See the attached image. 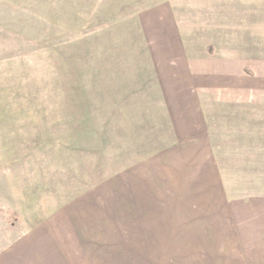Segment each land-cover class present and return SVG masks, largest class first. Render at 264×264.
Here are the masks:
<instances>
[{"label": "rangeland", "instance_id": "374dc122", "mask_svg": "<svg viewBox=\"0 0 264 264\" xmlns=\"http://www.w3.org/2000/svg\"><path fill=\"white\" fill-rule=\"evenodd\" d=\"M165 3L183 24L170 30L189 51L183 68L225 67L220 52L230 46L231 70L219 67L223 80L213 88L223 124L234 127L230 135H264V0L231 3V45L220 28L226 14L213 0H0V264H219L243 257L230 252L244 244L243 202L254 193L243 173L222 171L232 210L223 219L210 202L185 205L178 189L157 188V199L150 197V169L127 170L135 152L142 157L144 142L135 139L144 134L134 129L147 132L139 105L158 98L154 37L165 32L142 19ZM218 128L209 126L214 150H241L246 140L226 137L215 146L214 137L226 135ZM156 176L166 185L170 169L156 167ZM126 181L135 182V193ZM183 228L206 235L184 237ZM185 244L200 251H178Z\"/></svg>", "mask_w": 264, "mask_h": 264}, {"label": "crops", "instance_id": "0c3cea01", "mask_svg": "<svg viewBox=\"0 0 264 264\" xmlns=\"http://www.w3.org/2000/svg\"><path fill=\"white\" fill-rule=\"evenodd\" d=\"M233 1L213 0V4L217 6V9L223 7L222 10L226 14L225 19L227 22L221 23L220 28L223 30L224 42L228 45L233 44L235 41V26H233L234 22L231 20V14L234 12V7L231 4ZM145 14L147 15L142 19L144 26L154 30L165 29L163 39H159V35L154 37L161 55L156 58L160 59V62L156 63V75H153L151 82H155L154 88L158 98L154 104L149 105L150 96L149 103L144 102L145 104L139 105L143 109L142 116H147L143 119L148 129L147 132L144 131L145 127L134 129L135 133L144 134L143 138L135 139V141L143 140L144 146L140 147L142 157L140 156L137 160V152H135L133 156L135 159L132 164L128 165L126 162L130 166L127 170H134L135 168L137 170V166L150 169V172L154 174L153 180L152 182L148 180L145 183L146 188L149 190L152 188L155 192V194H149L150 197L157 199L158 192L156 190L158 189L170 191L171 189H178L183 192L180 194H184L181 200L186 201L185 205H188L189 201L195 204L201 203L202 205L205 204V201L210 202L216 207L219 206L218 210L221 211L220 214L223 219H225L224 214L226 213V215L230 214L232 216V210L228 213L225 204L227 203L226 185L224 186L222 171L227 172L228 176L243 173L246 186L251 188L250 190L253 189L254 193L247 195L243 202L245 204L243 221L244 225H247L243 231L244 244L231 246L230 251L243 254V257L232 258L229 262L220 260L218 263L264 264V135L251 136L244 140L236 135L231 136L234 127L227 125L230 123L223 124L219 112L215 109V102L220 103L215 99L220 96H213V88L217 90L219 83L223 80V76L218 75L219 67H223V71L229 72L231 70L230 62L234 59L230 52V46L227 47L228 52H220L223 56L222 59L228 62L225 67L218 64L213 67L209 64L211 66L206 67L208 70L205 72L183 68L182 62L184 59H188L189 51L184 46L185 40L180 37L179 33L176 32L174 36L170 31L183 27V24L179 26L176 22L175 6L172 3H165L149 9ZM231 28L234 29H232V32ZM185 43L193 44L190 43L189 39ZM193 51L198 54L199 50L195 51V47H193ZM215 52L212 56H215ZM232 65L233 76L235 75L234 83H237V73L235 72L237 70H235V65ZM238 71L242 74L238 75L239 79H246L243 74L244 69L242 68L241 71L238 69ZM218 92L220 91L218 90ZM215 113H218V115H215ZM129 120V124L135 125L133 117ZM213 124L219 125V132H222V126L223 133L226 134L225 138L218 137V135L214 137L217 141L215 146H222L223 140L226 141L227 138L231 143L235 139L246 140L244 145L241 142L238 143L241 150L230 148L229 151L230 145L227 146V144H224V147H228L226 150L221 149L220 152L214 150L213 145L210 144L212 137L209 136V126H214ZM160 166H166L170 169V176L166 179L168 181L166 185L164 180L161 181L156 176V167ZM240 166L244 168L239 169ZM126 167L122 169L123 172L126 171ZM223 167L226 170H223ZM127 183L129 184L128 188H132L133 192L135 182H132L133 184ZM247 187L246 189H249ZM190 193L192 194L189 195ZM222 193H224V196H222ZM136 202L137 198L134 199L133 197V204H139ZM211 209L209 212L212 211ZM148 210H150V207ZM233 214V217L237 216L236 208ZM220 217L216 220V226L219 225ZM199 220L201 222V219ZM190 229L183 228L181 230L182 235L190 238L206 235V229L204 228ZM222 231L216 229L215 235L219 233L223 236ZM241 232V230L236 231V235L240 236ZM156 247L153 246V248ZM191 249L189 244H185L178 251H200ZM153 251H157V249H153ZM205 263L199 262V264Z\"/></svg>", "mask_w": 264, "mask_h": 264}]
</instances>
